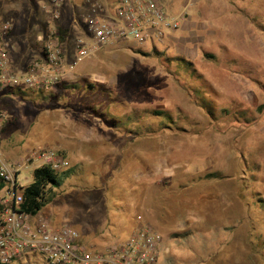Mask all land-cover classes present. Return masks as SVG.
I'll list each match as a JSON object with an SVG mask.
<instances>
[{"label": "rangeland", "instance_id": "rangeland-1", "mask_svg": "<svg viewBox=\"0 0 264 264\" xmlns=\"http://www.w3.org/2000/svg\"><path fill=\"white\" fill-rule=\"evenodd\" d=\"M65 1L55 27L71 62L75 40L87 35L71 28L76 16L64 13ZM176 2L170 9L162 7L169 16L183 15V21L161 42L107 46L76 65L67 81L44 88V99L0 92V111L6 114L0 151L10 156L8 161L37 146L63 156L58 143L67 151L72 165L65 171L71 172L58 186L46 188L51 200L36 219L68 224L82 239L87 230L107 226L99 212L100 219L107 211L118 210L122 219V210L131 215L130 229L125 219L126 227L115 230L118 238L99 246L85 243L91 249L125 239L139 217L161 235L158 264H264V0ZM48 3L0 0V24L11 28L5 43L15 72H23L41 54L35 37L49 24L43 8ZM66 40L72 42L68 50ZM177 58L192 63L198 79ZM86 84L111 90L120 101L110 94L103 99L87 86L84 90ZM159 111L171 116V129L160 124ZM111 112L135 116L142 126L132 123L109 133L112 122L127 124ZM106 142L128 146L111 150ZM107 153L119 171L129 168L126 158L133 156L130 163L137 164L139 175L128 180L119 172L107 182L95 176L97 168L90 163H101ZM75 158L84 164L76 165ZM33 170L19 173L22 186L32 182ZM214 172L222 178L199 179ZM86 188L92 189L89 197L81 194ZM11 264L45 261L29 254Z\"/></svg>", "mask_w": 264, "mask_h": 264}, {"label": "built area", "instance_id": "built-area-1", "mask_svg": "<svg viewBox=\"0 0 264 264\" xmlns=\"http://www.w3.org/2000/svg\"><path fill=\"white\" fill-rule=\"evenodd\" d=\"M89 3V1H87ZM63 0H49L43 8L50 15L48 28L35 39L41 54L23 72H15L5 43L8 23L0 24V92L13 89H44L67 81L76 65L101 49L122 41L137 44L161 42L169 31H175L183 15L169 16L156 0H118L117 21L95 15L99 7L89 3V13L82 15L89 36L75 40L74 59L67 62L55 22L60 17ZM79 19H76V23ZM6 114L0 111V138ZM69 161L55 149L37 146L18 160L8 161L0 153V264L21 261L29 254L40 255L45 264H158L161 235L154 228L138 222L123 240L103 249H91L82 243L76 229L68 224L54 225L36 219L21 208L19 173L27 168L47 167L54 173L69 168Z\"/></svg>", "mask_w": 264, "mask_h": 264}, {"label": "crops", "instance_id": "crops-1", "mask_svg": "<svg viewBox=\"0 0 264 264\" xmlns=\"http://www.w3.org/2000/svg\"><path fill=\"white\" fill-rule=\"evenodd\" d=\"M87 1H89L90 4H95V5H97L99 7V9L95 12V15H97L98 17H101V18L110 19L112 21H117L116 16H115V6H116L118 0H85V1L84 0H78L77 2L76 1L75 2L72 1V4L69 3V0H66L65 1V7H64L65 8L64 9V13H66L68 11L69 12L68 14L70 16H72V17H74V15L76 16L75 18L71 19V21L74 23V24H71V28L74 29L76 32L80 31V32H82V34L89 36V33H88L87 28L85 27V25L76 23L77 17L79 18L82 15H84L85 13H89V3H87ZM156 1L161 6L168 7L169 9L171 7H174L175 5H178L177 4L178 2H176L177 0H156ZM163 10H164V8H163ZM46 28H48V27L46 26ZM63 43L65 45V49H67V50L72 47V42L67 43V40H66ZM67 62H68V60H67ZM117 131L119 132L121 130L118 127H115V126H110L109 130H107V132L114 133V134ZM101 144H103V143H101ZM98 145L99 146H103V145H100V143H98ZM104 145H107V146L110 145V146H112V147H110L111 150L114 149V150H117V151L122 149L123 147L128 146L127 144L115 143V142L114 143H112V142L107 143L106 142V143H104ZM88 146H90V143H88ZM55 147H57V150H59V152H61V154H63V156L65 158H67V156H65L64 153H63V152L66 153L67 151H65L64 148L61 147L60 144L57 143L55 145ZM128 149H130V148H128ZM0 153H1L2 158H4L5 160H9L8 157H10V156L9 155L8 156H6V155L4 156V154H5L4 151H0ZM101 153L99 152V154H101ZM134 156L136 157V154H134ZM113 158L114 157L112 156V154L107 153L104 156H102V159H101L102 161L100 160L101 163H99V164L90 163V164L93 165V167L97 168L95 170V172H94V175L96 174L98 176H104L103 179H105V182L110 181L112 176L115 175V174H119V172H121L119 175L126 176L128 180H133L134 177L139 175V172L137 171V164L136 165H132L130 163L131 160L133 161V156H131L129 159L126 158V160L129 161V168L124 167L125 169L123 168L120 171L118 170V166L114 165ZM136 159H137V157H136ZM67 160H68V158H67ZM75 160H76V162H75L76 165L79 164V163H83L84 164L82 158H80V160L78 158H75ZM69 164H70V162H69ZM90 164L88 166H90ZM70 165H72V164H70ZM3 192H4V190L1 187L0 196L3 195ZM81 194L84 195L85 197H89L90 194H92V189H88V188L83 189V190H81ZM82 195H80V196H82ZM100 197H102V195H100ZM138 204L139 203H137V205ZM115 211L116 212L107 211V215H105V217H103L102 219H100V213L101 212H99L98 215H97L99 221L102 220L103 224L107 223V226H109L111 228V230H106L107 226H103V228L100 229L101 231H103V230L107 231V233H108V231H110L108 234H103L101 231L100 232H96L95 229H91L89 231L87 230V237H84L82 235V239H81L82 243L84 242V244L85 243H89V245L94 244V245L99 246L100 244H104V243H106V241H109V240H111L113 238H118L119 234H116L115 230L124 229L126 227V224H127V223H125L126 221H128V223H129L128 227L130 229L131 215L129 213H125L122 210L121 212L125 214L124 215L125 219H126V221H125V219H122L119 216V214L117 213L119 211L118 210H115ZM88 219L92 220V218L89 217V216H88ZM51 223L54 224V225H57L54 222V220ZM80 238H81V236H80ZM83 238H86V239H89V240L86 241V240H83ZM93 240H96V241H93Z\"/></svg>", "mask_w": 264, "mask_h": 264}, {"label": "trees", "instance_id": "trees-1", "mask_svg": "<svg viewBox=\"0 0 264 264\" xmlns=\"http://www.w3.org/2000/svg\"><path fill=\"white\" fill-rule=\"evenodd\" d=\"M140 52V51H138ZM153 53H155L156 51L153 50ZM176 61H181L184 65V67L186 68L187 72L190 71L192 73V75H196L197 79H198V74L195 73V70L192 68V63H190L189 61L183 59V58H177L174 59ZM86 86L87 89L90 90H97L99 92V94L101 96H104L106 98L105 94H110V97L114 100L116 99V96L114 95V93L111 90H108L102 86L99 85V87H95V85L93 84H86L83 89L86 90ZM66 88L69 89H77V85H69ZM79 88V87H78ZM43 89H28L26 91H23L21 89H13L11 91H9V93L15 95V96H19L22 99H29L31 96H33V94H35V96H37L38 99L43 98L44 99V95L42 93ZM35 98V97H34ZM115 101H120L118 99H116ZM115 103V102H113ZM101 104H106L104 100H102ZM111 106H108L107 111L110 110ZM224 112H227L224 110ZM207 113H210L209 111H207ZM113 114V115H112ZM157 114H159V118H160V124L162 126L165 127H169L171 129V125H168V120L170 121L169 123L172 122L171 116L166 113L165 111H159L157 112ZM101 115L104 116V114L102 113ZM111 116H116L115 118L118 119V121H126L127 124L124 125L123 123H113V126L118 127V128H127L128 125H132V123L137 124V127L140 128L142 125L139 121L136 122V117L135 116H128V115H119L116 113L111 112ZM136 126V125H135ZM149 128V127H147ZM3 130V129H2ZM121 130V129H120ZM138 134V133H137ZM69 172H71V170H68ZM68 171H64V172H60V173H54L52 172L50 169H48L47 167H39L33 170L32 173V182H30L27 185L18 187V193L21 196V204H20V208L27 214H29L30 216H35L38 214V212L41 211V209L48 203L50 202V198L47 196L46 193V188L48 186H58L60 184V178H62L63 176H67ZM75 171V170H72ZM93 174V173H92ZM219 179L222 178L220 177L219 173H207L203 176H200L199 179ZM191 181H193V179H191ZM2 187V183H0V189ZM260 245L264 246V239H262L260 241Z\"/></svg>", "mask_w": 264, "mask_h": 264}]
</instances>
